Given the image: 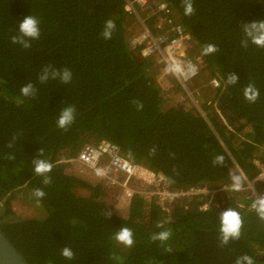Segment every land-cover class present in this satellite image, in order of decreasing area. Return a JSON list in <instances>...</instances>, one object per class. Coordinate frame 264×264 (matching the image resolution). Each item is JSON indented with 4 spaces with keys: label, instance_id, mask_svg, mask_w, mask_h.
Here are the masks:
<instances>
[{
    "label": "trees",
    "instance_id": "16d2710c",
    "mask_svg": "<svg viewBox=\"0 0 264 264\" xmlns=\"http://www.w3.org/2000/svg\"><path fill=\"white\" fill-rule=\"evenodd\" d=\"M158 1L175 12L203 59L201 75L187 85L199 81L200 93L207 86L212 93L197 105L165 104L156 62L141 55L145 43L129 45L134 30L126 0H0V229L28 264H235L245 254L264 264V221L245 189L261 174L255 161L264 164V48L242 45L243 24L264 20V0H192L191 15L183 0ZM29 15L39 21L40 37L24 48L11 38ZM142 15L152 34L161 32L158 15ZM108 20L115 23L111 39L102 36ZM208 44L217 51L203 54ZM45 68L49 79L41 83ZM65 68L72 73L69 83L52 79L53 71ZM232 73L236 84L227 83ZM217 77L220 87H213ZM171 78L181 93L184 87ZM27 83L34 96L22 95ZM249 84L259 91L254 103L244 96ZM69 106L75 119L59 128L61 109ZM101 142L171 179L170 190L208 186L215 193L178 199L169 210L158 197L146 201L131 192L123 205L108 204L104 184L81 177L72 162L84 145ZM40 149L39 158L53 165L48 185L34 175ZM217 156L223 164H214ZM232 175L241 177L239 190ZM36 188L45 192L39 202ZM257 189L264 191V180ZM18 198L35 208L36 217L16 215ZM204 204L208 209H200ZM229 207L241 215V236L221 245L219 214ZM121 227L133 232L131 247L113 238ZM166 230L167 241L151 239ZM65 246L73 259L61 255Z\"/></svg>",
    "mask_w": 264,
    "mask_h": 264
},
{
    "label": "built area",
    "instance_id": "2783aa9c",
    "mask_svg": "<svg viewBox=\"0 0 264 264\" xmlns=\"http://www.w3.org/2000/svg\"><path fill=\"white\" fill-rule=\"evenodd\" d=\"M126 2L125 11L131 16L129 21L133 24L138 23L141 27V31L134 30V35L129 42L130 47L134 49L140 42H144L145 45L141 50V55L144 58H153L156 65L165 68L169 73L168 75L172 76L186 89L187 84L194 81L204 70V62L196 47L195 39L183 28L177 20L175 12L164 1L126 0ZM148 10L151 11V15H158L162 12V16L158 15L157 17L156 28L161 30L158 34H152L142 19L143 15L142 18L139 16ZM175 67H179L180 72L172 70ZM211 85L220 87L219 78H213ZM261 155L264 156V148ZM72 162L104 179L105 185L109 188L122 189L125 190V193H137L143 196L146 201L148 197H158L162 205L170 200L177 201L178 199L199 196L212 198L215 193L208 186L178 191L170 190L163 179L142 166L130 162L122 156L117 145L109 142L84 145L77 158ZM255 164L261 170V174L254 181L247 182L250 189H252L249 198H253L254 201L259 196H264V191L257 192L255 187L251 186L264 178V164L260 160H256ZM98 170L103 175H99ZM146 176L153 185V193L151 194L141 190L136 191L131 186L132 181L145 180ZM200 209L206 210L208 205L204 204Z\"/></svg>",
    "mask_w": 264,
    "mask_h": 264
},
{
    "label": "clouds",
    "instance_id": "9594fccd",
    "mask_svg": "<svg viewBox=\"0 0 264 264\" xmlns=\"http://www.w3.org/2000/svg\"><path fill=\"white\" fill-rule=\"evenodd\" d=\"M185 4V15H191L194 11L192 0H183ZM115 29V23L112 20H108L105 23L104 31L102 32V36L105 39H111L112 32ZM243 31L246 39L242 41L243 46H247L249 41L261 48H264V20H255L250 23L243 24ZM19 35L13 36L12 43L20 44L24 48H30V40L39 39L40 37V29H39V21L37 18L33 16L25 17L21 22H19ZM217 51L216 46L212 44H208L203 49V54L207 55L210 53H214ZM51 66H49L50 68ZM49 68H45L43 73L39 76V80L41 83L48 81L49 79ZM172 70L176 72H180L179 67H175ZM52 79L59 78L63 83H69L72 79V73L67 68L63 70H56L51 73ZM239 81V77L232 73L229 75L227 83L228 84H236ZM22 95L24 96H34L36 89L32 83H27L26 85L21 86L20 89ZM244 96L249 102H255L259 97V91L255 88L253 84H249L244 88ZM139 108H142L143 105L139 104ZM75 119V108L72 106L61 109L59 118H58V127L62 129H66L69 125L73 123ZM11 146V145H9ZM155 149H153V152ZM40 155H42V149L39 151V155L37 158L33 159L34 165V175L42 176L44 185H48L51 183V177L47 175L51 172L53 165L43 159H40ZM214 164H223L224 157L217 156L213 161ZM99 175H103L102 172L98 170ZM232 187L234 190H239L241 188V177L237 175H232ZM33 196L37 199V202L41 198L45 196V192L41 188H36L33 191ZM251 208L255 210L260 220L264 221V196H259L251 205ZM112 213H108L107 217L110 218ZM220 220V242L221 245H227L231 240H238L241 236V228H242V218L238 211L227 208L223 210L219 214ZM158 227H163V225H158ZM170 231H162L159 233H155L152 235L151 239L153 241H167L170 237ZM117 242L131 247L134 243L133 240V232L128 227H121L119 231H117L113 237ZM61 255L69 260L74 258V252L71 248L65 246L61 250ZM235 264H253V258L249 255L245 254L238 257L235 261Z\"/></svg>",
    "mask_w": 264,
    "mask_h": 264
},
{
    "label": "rangeland",
    "instance_id": "374dc122",
    "mask_svg": "<svg viewBox=\"0 0 264 264\" xmlns=\"http://www.w3.org/2000/svg\"><path fill=\"white\" fill-rule=\"evenodd\" d=\"M139 16H141L142 18V14H140ZM143 19V18H142ZM144 20V19H143ZM130 29L133 31L135 29L141 31V27L139 26L138 23L136 24H133V22L130 21ZM155 66H156V70L158 72V81H159V84L161 85V87L163 88V90L166 92V105L167 106H172V105H175L177 104L178 102H186L187 105H189L187 103V101L193 103V104H196V103H200L202 100H203V96L204 95H207V96H211V93H210V88H206V90H204V94L200 93V88L199 86H201L203 83H199L197 81H195L193 84H190L189 86L187 85V88L184 89L181 93L179 92H175L172 88L174 86V82H172L171 80H173L171 78V76H169L168 74V71L165 70V68H163L162 66H158L156 65L155 63ZM208 79V78H207ZM199 80V79H198ZM192 85V88H190V86ZM207 85V81H205V85ZM211 85V84H210ZM195 91H198L195 92ZM184 92V93H183ZM199 110L200 108L197 107ZM249 129L246 130V132L248 131ZM244 136V133L241 134V137ZM79 168L78 171L76 172H79V175H81V177L83 176L85 179H88L90 180L91 182H94V183H102L104 184L105 186V189H107L106 191V195H104V200L106 203L108 204H116V205H123L125 203V200L127 198L126 196V193H125V190H122V189H115V188H109L107 187V185H105V180L100 178L99 176L96 177V175L93 173L92 175L90 173L89 170L87 169H83L79 166H77ZM75 172V173H76ZM90 175V176H88ZM95 175V176H93ZM261 180H264V178H261ZM136 182V185H133V189L134 190H138V191H144L146 192L147 194H151L153 193V185L150 183V179L146 176L145 177V180H138V181H135ZM257 184L258 183H254L252 184L251 186L252 187H255V190L257 192H261V190H258L257 189ZM243 186H241L242 188ZM170 189V187H168ZM246 191L251 194V190L249 185H247L245 187ZM83 195L86 194V192L82 193ZM250 196V195H249ZM151 197H148L147 198V201H151ZM179 201V200H178ZM176 201H167L163 204V206H166L167 209L169 210V206L172 204H174ZM13 209H14V212L16 213L17 216H20L22 218H32V217H36L37 215V211L35 210L34 207L26 204L25 202H23L22 199L18 198L17 200H15L13 202Z\"/></svg>",
    "mask_w": 264,
    "mask_h": 264
},
{
    "label": "water",
    "instance_id": "95a60500",
    "mask_svg": "<svg viewBox=\"0 0 264 264\" xmlns=\"http://www.w3.org/2000/svg\"><path fill=\"white\" fill-rule=\"evenodd\" d=\"M165 184L172 185L171 179H163ZM0 264H28L21 253L8 240L0 229Z\"/></svg>",
    "mask_w": 264,
    "mask_h": 264
}]
</instances>
